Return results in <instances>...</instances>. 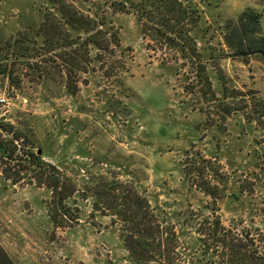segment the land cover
Wrapping results in <instances>:
<instances>
[{
  "label": "rangeland",
  "instance_id": "rangeland-1",
  "mask_svg": "<svg viewBox=\"0 0 264 264\" xmlns=\"http://www.w3.org/2000/svg\"><path fill=\"white\" fill-rule=\"evenodd\" d=\"M65 1L104 13L121 45L71 80L52 67L37 77L21 62L14 83L0 75V118L31 128L44 160L78 189L67 200L77 221L58 215L57 226L45 180L14 183L0 159V245L14 264H134L120 224L94 210L92 189L112 180L133 185L174 226L175 264H225L208 229L217 219L262 240L264 61L231 55L224 36L240 14H226L228 0H182L186 50L113 10V0ZM254 3L264 33V0ZM52 11L50 0H0V46L23 36L42 50L36 33Z\"/></svg>",
  "mask_w": 264,
  "mask_h": 264
},
{
  "label": "trees",
  "instance_id": "trees-1",
  "mask_svg": "<svg viewBox=\"0 0 264 264\" xmlns=\"http://www.w3.org/2000/svg\"><path fill=\"white\" fill-rule=\"evenodd\" d=\"M50 1L56 12L44 14L36 33L37 38H42L39 46L42 50H37L36 38L27 40L23 36L0 46V75L11 83L15 82L16 62L23 63L25 69H33L37 77L48 73L47 67H52L71 80L78 72L87 70L92 61L103 63L100 53L111 54L121 45L118 32L108 25L104 13L92 17L65 0ZM111 8L116 12H133L143 25L163 36L169 45L181 44L190 50L184 38L185 20L189 21L190 16L182 0H113ZM224 38L232 56H256L264 61V33L261 15L256 10L245 9L236 22L227 25ZM66 86L73 93L78 89L72 81L67 80ZM17 125L0 118V159L5 160L7 167L13 163L3 168L4 176L12 177L14 183L25 178L29 179L28 183L44 179L52 192L50 213L55 225L63 226L59 217L64 221L63 218L77 221L67 200L78 189L69 178L61 176L54 164L44 160L28 134L32 129L26 131L19 123ZM8 170H13L14 174ZM92 191L94 210L111 215L112 222L120 224L121 237L134 264L177 262L178 238L174 226L160 218L149 200L133 185L118 180L104 181ZM208 229L217 249L216 256L225 264H264V238L256 242L248 234L232 233L219 219ZM199 231L204 245V229ZM0 264H14L1 245Z\"/></svg>",
  "mask_w": 264,
  "mask_h": 264
},
{
  "label": "clouds",
  "instance_id": "clouds-1",
  "mask_svg": "<svg viewBox=\"0 0 264 264\" xmlns=\"http://www.w3.org/2000/svg\"><path fill=\"white\" fill-rule=\"evenodd\" d=\"M254 0H228L227 15L235 17L245 11L246 8L255 7Z\"/></svg>",
  "mask_w": 264,
  "mask_h": 264
}]
</instances>
